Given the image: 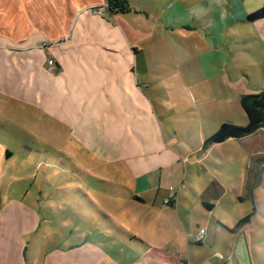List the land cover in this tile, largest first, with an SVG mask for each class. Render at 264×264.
Here are the masks:
<instances>
[{
    "label": "crops",
    "instance_id": "obj_1",
    "mask_svg": "<svg viewBox=\"0 0 264 264\" xmlns=\"http://www.w3.org/2000/svg\"><path fill=\"white\" fill-rule=\"evenodd\" d=\"M127 1L134 12L119 26L114 20L122 14L107 11L108 20L92 12L108 0H0V95L11 101L8 112L20 118V104H26L40 118L49 116L50 133L59 124L66 142L75 144L91 170H100L103 177L94 180L115 187L114 195L130 202L131 211L125 226L106 215L117 229L115 252L124 255L118 246L128 252L125 263L88 240L72 252L47 248L49 237L45 233V243L39 237L35 207L6 202L0 211V264H264V237L248 233L261 216L264 154L240 164L226 155L207 161L208 154L197 158L195 151L177 149L185 130L165 126L157 99L145 87L143 57L155 35L213 52L238 38L236 24L262 28L264 41V20H247L254 12L246 10V0H170L160 10L152 0ZM154 1L158 6L162 0ZM215 3L222 8L215 11ZM207 60L217 62L214 55ZM189 108L195 117L188 128L218 119L208 109ZM8 144L0 142V169L15 161ZM182 163L194 198L178 191L176 201L166 205L171 187H164V172L178 175ZM194 166L199 169L190 175ZM245 199L253 200V210L237 215V200ZM201 229L206 235L197 245L193 238ZM218 254L231 259L223 262Z\"/></svg>",
    "mask_w": 264,
    "mask_h": 264
},
{
    "label": "rangeland",
    "instance_id": "obj_2",
    "mask_svg": "<svg viewBox=\"0 0 264 264\" xmlns=\"http://www.w3.org/2000/svg\"><path fill=\"white\" fill-rule=\"evenodd\" d=\"M163 2L168 3L170 0H162L158 6L152 0L150 5L160 10ZM245 5L246 10L256 12L264 8V0H246ZM107 7L108 4L103 8H95L92 12L104 17ZM212 8L216 11L222 7L215 3ZM202 10L198 9L200 13ZM98 12L103 15H98ZM126 17L128 16H119L114 23L119 26L127 24L130 18ZM234 17L237 16L234 15L232 21ZM105 18L109 20L111 17ZM152 21L154 19L149 23ZM204 23L207 24V21ZM232 30L237 33V39H227L215 47V51L207 53L199 45L195 47L199 52L195 49L193 51L185 41L176 38L161 40L155 35L151 43L148 41V49L143 56L146 65L144 82L145 87H149L147 90L151 98L157 99L158 106L161 107L165 126L178 132L185 130L176 142L177 149L195 151L193 155L197 158L208 154L207 161H210L209 158L226 155L239 160L241 164L243 161H253L255 155L264 154V129L242 140L231 139L203 150L205 138L213 135L223 123L239 127L248 125L240 97L257 94L264 88L262 28L236 24ZM256 35L260 40L251 39ZM210 55H214L217 62L207 63ZM242 72L246 77L242 76ZM203 73L206 79L203 78ZM10 104L7 97L0 95V142L8 140L9 151L15 156L13 165L6 163L0 169V211L6 202H25L35 207L36 216L41 223L38 227L39 237H42L44 243L45 233L49 237L47 248L63 251L71 249L72 252L73 247L88 240L100 244L112 257L126 263L125 255L128 252L125 247H117V250L124 253L122 257L115 252L116 245L119 244L114 239L117 229L107 216L125 226L126 219L131 215L128 209L130 202L125 201L122 196L116 197L115 187L94 180V177H103L100 170H91L93 166H90L81 152L75 150V144L66 142L67 131L59 124L54 122L53 132L50 133L49 116L40 118L39 111L20 104L22 115L20 118L14 117L8 112ZM190 106H197L200 110L208 109L218 119L201 128H188L187 125L195 117L189 110ZM183 159H190L187 153H184ZM260 162L264 164V161ZM183 166L182 163L178 175L167 170L164 172V187L166 190L172 187L176 193L181 191L193 199L194 192L185 180ZM195 169H199V166L191 168L190 175ZM84 171L90 175L84 174ZM258 199L257 207L261 208V216L256 226L248 232L251 238L257 239L264 237V175L261 177ZM237 202V215L247 214L250 208L253 210V200Z\"/></svg>",
    "mask_w": 264,
    "mask_h": 264
},
{
    "label": "trees",
    "instance_id": "obj_3",
    "mask_svg": "<svg viewBox=\"0 0 264 264\" xmlns=\"http://www.w3.org/2000/svg\"><path fill=\"white\" fill-rule=\"evenodd\" d=\"M107 11L114 15H125L134 12L127 0H108ZM264 19V8L257 10L248 16L249 22H256ZM240 104L248 118L246 127H239L225 123L210 138L205 140L204 149L222 144L231 139H243L255 132L264 129V89L257 94L241 96ZM250 216L245 218L241 224L249 222Z\"/></svg>",
    "mask_w": 264,
    "mask_h": 264
},
{
    "label": "built area",
    "instance_id": "obj_4",
    "mask_svg": "<svg viewBox=\"0 0 264 264\" xmlns=\"http://www.w3.org/2000/svg\"><path fill=\"white\" fill-rule=\"evenodd\" d=\"M97 14L100 16L103 15L102 12H98ZM54 64L55 63L53 60L49 61V66L51 71L54 70ZM169 191H170V195L169 198L165 201L166 205H172L177 199V193L175 192V189L171 187ZM205 235H206V230L201 229L199 233L193 238V242L197 245L201 244L205 239ZM217 257L219 258V260L223 262L229 261L231 259V257L227 258L222 254H218Z\"/></svg>",
    "mask_w": 264,
    "mask_h": 264
}]
</instances>
